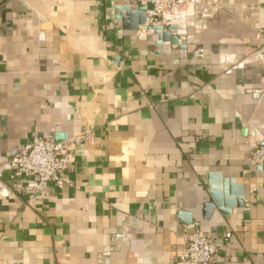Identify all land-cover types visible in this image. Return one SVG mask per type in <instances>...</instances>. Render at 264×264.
<instances>
[{"label":"crops","instance_id":"crops-1","mask_svg":"<svg viewBox=\"0 0 264 264\" xmlns=\"http://www.w3.org/2000/svg\"><path fill=\"white\" fill-rule=\"evenodd\" d=\"M136 1L0 0V264H191L193 224L223 242L211 264H264V0L174 8L177 46ZM79 136L70 186L11 195L29 140Z\"/></svg>","mask_w":264,"mask_h":264},{"label":"built area","instance_id":"built-area-1","mask_svg":"<svg viewBox=\"0 0 264 264\" xmlns=\"http://www.w3.org/2000/svg\"><path fill=\"white\" fill-rule=\"evenodd\" d=\"M144 5L151 4V10L146 11L144 24L141 25V35L150 26H166V16L174 8L190 4L196 11L207 9L212 14L220 10L216 0H209L205 6L200 0H139ZM263 43H264V36ZM259 96V91L254 93ZM88 140L87 136L72 138L66 142H52L39 137L29 140L18 153L8 160L10 174V189L13 197L20 198L23 205L30 201H42L49 184L58 189L69 185L66 172L78 155L77 146ZM249 162L261 165L264 163V148L259 147L249 155ZM190 232H184L183 249L179 256L182 263L211 264L223 247L220 239L210 237L201 232L195 224L188 227ZM228 234L226 238H229Z\"/></svg>","mask_w":264,"mask_h":264},{"label":"water","instance_id":"water-1","mask_svg":"<svg viewBox=\"0 0 264 264\" xmlns=\"http://www.w3.org/2000/svg\"><path fill=\"white\" fill-rule=\"evenodd\" d=\"M135 5L138 6V8L140 9L141 11V16L139 18V20L136 22V25L138 26H141L144 24V21H145V14H146V11L148 10H151L152 6L151 4H146L144 5L141 1L137 0L135 2ZM176 29V26H173V25H167V26H150L147 28V32L153 34L158 40H156V44L157 45H171V46H177V38L175 36H172L171 32L174 31ZM261 167L262 169H264V163L261 164ZM219 177L218 176H215V177H211L209 179V181L211 183H214V182H219ZM232 184L233 181L230 180V181H224V184ZM212 190L214 191H211L210 194L211 196L213 197L214 200H216L217 202V205L220 206V202H219V199H220V196H221V193H220V189H213ZM230 194L231 195H234L236 196L237 198H239L241 196V193L240 191L236 190V189H230Z\"/></svg>","mask_w":264,"mask_h":264}]
</instances>
